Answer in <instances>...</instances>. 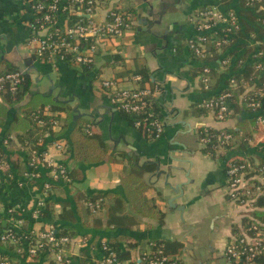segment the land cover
<instances>
[{
	"label": "crops",
	"instance_id": "crops-1",
	"mask_svg": "<svg viewBox=\"0 0 264 264\" xmlns=\"http://www.w3.org/2000/svg\"><path fill=\"white\" fill-rule=\"evenodd\" d=\"M107 1L114 7L135 13L132 27L121 38L110 40L96 57L93 69L83 74L61 61L37 59L29 45V0H0V61L29 75L31 93L49 95L67 104L73 122L79 118L89 121L92 132L100 134L109 154L123 153L133 164L153 165V170L145 172L142 180L149 188L147 199L163 211L161 220L143 218L137 228L115 232L85 228L78 222V236L70 252L72 263L85 264L86 260L100 258V243L123 234L137 244L131 252L132 259L148 250L147 241L159 239L168 249L165 254L179 259L180 264H240L228 261L225 251L233 230L241 223L243 211L225 195V161L204 153L197 135L199 137L201 128L238 130L239 124H245L254 115L242 108L222 122H217L210 112L193 115L209 94L221 91L225 79L218 82L216 90L204 91L195 75L201 64L189 48V41L198 35L191 22L192 14L209 0ZM102 14L100 10L98 16ZM255 36L238 38L224 55L229 54L232 66L245 57L237 73H243L252 64L247 47L264 43ZM142 69L151 73L153 89L159 90L154 98L160 103L164 116L162 135L154 142L146 141L121 118L99 85L102 79H111L116 88L132 89L136 83L134 76ZM18 108H9L0 124V146L4 144V135ZM15 135L12 132L9 139L14 141ZM250 135L256 142L264 140V134L254 130ZM67 136L68 133L64 138ZM52 139L47 136L46 142ZM14 142L10 163L0 167L1 172L9 171L7 177L0 178V207L12 209L15 219L21 221V228H33L36 220L32 217V209L38 200L47 198L46 190L56 202V214L61 211L62 203L73 210L79 203L75 201L77 193L122 194L119 179L129 171L125 160L110 161L107 157L97 164L79 165L80 179L69 186L61 179H50L43 164L37 166L34 176H29L30 152H20L19 145ZM49 156L63 163L67 170L73 166L72 161L54 150L49 149ZM257 160L251 161L256 165ZM9 225V217H1V227ZM23 263L47 264V261L26 258Z\"/></svg>",
	"mask_w": 264,
	"mask_h": 264
},
{
	"label": "trees",
	"instance_id": "trees-1",
	"mask_svg": "<svg viewBox=\"0 0 264 264\" xmlns=\"http://www.w3.org/2000/svg\"><path fill=\"white\" fill-rule=\"evenodd\" d=\"M261 4L263 10L258 14H255V12L245 7V0H209L208 3L197 9L200 10L206 7L217 6L223 14L232 13L238 25L237 29L230 33L224 31L225 27L223 25H217L213 29L203 32L202 36L206 39V56L204 59H199L191 51L197 63L201 64L195 75L198 77L201 75L206 76L202 70L203 68L209 70L206 77L209 79L210 90H216L218 82L225 77L222 80L223 88L221 91L215 95L209 94L207 98L217 97L223 93L229 94V97L225 100L226 105L229 107L226 119L234 116L241 110L240 108L254 115L245 124H239L238 130H216L211 128H201L199 130L200 138L205 136L210 139L206 147L203 148L204 153L220 161H225V165L229 161L232 163L248 162L251 164L253 163L251 160L256 158L258 159V165L264 166V140L256 142L250 135L253 130L259 134H264V98L258 99L254 97V92L257 89L264 91V78L263 76L262 78H258L260 71L254 69L258 63L264 65V59L258 57V53H264V43L258 47H247V55H251L252 64L245 69V73H237L236 71V69L243 65L245 57H242L239 62H236L232 66L229 54L224 56L238 38H245L246 35L255 34L258 37L255 36L256 39L264 41V27L256 22L258 17H264V1ZM116 9L120 12L123 11L119 7H116ZM125 12L131 19L134 18L135 13L133 11L126 10ZM71 19L74 20L76 17L74 16ZM225 40L227 44L222 43ZM216 42H220V45L217 46ZM223 56L222 61H228L226 65H223L222 61L219 64L217 63ZM69 65L83 74H88L94 67V65ZM9 73H18L19 81L13 86V89H11L10 84L7 82L2 84L0 90V124H2L9 108L16 106H19V108L4 135L6 144L0 146V167L3 164L7 165L8 162L10 163V157L13 154L11 151L14 149L13 142L15 140L14 143L19 145L20 152H31L32 150H41L42 152L44 146L56 141L63 146L61 156L73 162V166L67 170L66 179L69 181L63 180L69 186L74 181L80 179L79 165L97 164L107 157L110 161L117 159L127 161L129 171L119 179L122 194L95 192L90 195H84L77 193L75 195V201L79 203H76V207L70 210L67 203H62L61 211L57 214L54 211L56 202L50 198V191L46 190L48 192L47 198L42 200L43 208L39 211L38 220L35 221L33 228L27 230L22 227L15 234L18 240L15 244L0 242V256L4 261L9 264H24L23 262L28 256L27 248L32 245H37V234L44 232L48 227H52L57 238H67L69 240V243L63 246V249L69 254L78 236L76 228L78 222H81L85 228H92L104 232H115L119 230L131 231L142 223L141 219L143 218L158 222L161 220L163 211L158 205L151 203L147 199V191L149 188L142 180L145 172L153 170V165L133 164L131 159L123 153L113 152L109 154L108 148L101 139L100 134L92 132L89 121L79 118L73 122L72 111L67 104L49 95L31 93V79L29 75L18 71L4 61H0V77ZM136 76H139L140 80L135 81L136 83L133 84L134 89H153L154 83L151 82V73L147 69L139 70ZM95 79L98 80L97 78ZM230 80L235 81L234 86L229 85ZM99 85L105 95L107 91L101 86V81ZM243 85L247 87L254 86V90L242 96L244 93ZM27 97L28 100L25 101ZM251 99H258L261 102L262 109L259 115H255L247 107V103ZM145 100L147 101V105L143 112L129 113L120 110L118 113L146 141L154 142L153 130L150 128L148 121L156 118L163 123L164 116L160 103L154 97H148ZM195 111V113L193 112L195 116L209 113V111L201 108H197ZM149 114L152 115V118L148 117ZM258 117H260L261 121H258ZM146 118L147 120L145 121ZM136 123L138 125L135 127ZM12 132L16 133L14 141L9 139V135ZM67 133V138H64ZM220 133H226L231 136L228 142L222 146H219L216 139V136ZM47 136L53 138L50 143L46 142ZM254 154L258 155V158ZM39 161L40 159L37 158L35 163ZM8 172L0 171V178L4 179L7 177ZM79 205L81 211H79ZM95 206H97L96 209ZM253 206L254 209L251 212L242 214L241 223L233 230L232 238H239L244 234L253 236L255 233H259L261 237H264V195L256 198ZM253 225L256 226V230L247 231ZM2 229L4 228L1 227L0 222V230ZM105 242L115 252L118 260L123 262L132 261L131 263H135L131 257V252L137 248V244L132 242L128 236L117 234L107 238ZM145 246H148L150 250L159 248L164 253L168 252L165 242L159 239L149 240ZM47 248V246L38 248L35 255L29 258L33 260L44 259L47 261V264H56L53 255L46 251L48 250ZM19 249L22 252H17ZM88 263L89 261L86 260L85 264ZM61 264L73 263L69 260L63 261ZM253 264H264V253L256 255L253 258Z\"/></svg>",
	"mask_w": 264,
	"mask_h": 264
},
{
	"label": "built area",
	"instance_id": "built-area-1",
	"mask_svg": "<svg viewBox=\"0 0 264 264\" xmlns=\"http://www.w3.org/2000/svg\"><path fill=\"white\" fill-rule=\"evenodd\" d=\"M263 1L245 0V7L258 14L263 10L261 6ZM100 10L103 12L101 17L98 16ZM27 11L30 16L28 28L31 32L29 45L37 59L44 62L61 61L77 66L94 65L96 57L107 43L112 39L121 38L132 27L129 15L117 10L107 0H29ZM74 16L76 19L72 20L71 18ZM191 22L195 25L198 35L189 41V48L199 59H204L206 56V39L202 36L203 32L209 31L217 25H223L224 31L227 33L236 30L238 27L235 16L232 13H221L217 6L197 10L192 15ZM256 22L264 27V17H258ZM222 43L227 44V41ZM216 45L219 46L220 42H216ZM258 57L264 59V53H258ZM227 63V60L222 61L223 65ZM254 69L260 71L258 78H262V76L264 78V65L258 63ZM202 72L207 76L209 70L203 68ZM206 76H199L204 91L210 89L209 79ZM139 80V76L134 77V81ZM18 81V73L2 76L0 77V90L4 82L9 83L13 89ZM229 85L234 86L235 81L230 80ZM101 86L107 91L105 95L109 103L117 111L129 113L143 112L147 105L145 99L154 97L159 91L158 88L142 90L116 88L115 81L111 79H102ZM254 86L243 85L244 93L242 96L254 90ZM228 97V93H223L217 97L207 98L198 105V108L209 111L217 122H222L226 120V115L229 112V107L225 103ZM254 97L263 99L264 91L257 89L254 92ZM258 99H251L247 103V107L255 115H259L262 109ZM148 117L152 118V115L149 114ZM258 121H261L260 117H258ZM148 123L153 130V139H159L163 132V123L156 118L151 119ZM137 125L138 123L135 124V127ZM230 138L231 136L226 133H220L216 136L219 146L227 143ZM199 141L206 147L210 139L204 136L199 137ZM49 149L61 153L63 146L53 141L52 144L44 146L42 152L41 150H32L29 159L31 171L28 175L34 176L33 172L37 166L43 164L48 170L50 179H61L68 182L69 180L66 179L67 167L63 163H57L53 160L49 156ZM37 158L40 161L35 163ZM225 177L227 198L242 209L243 215L251 212L254 209L253 205L256 198L264 195V166L248 162L232 163L229 161L225 167ZM47 187L45 185V188ZM42 200H38L32 209L31 214L35 220H38V213L43 208ZM96 208L97 206H95ZM0 216H8L10 220V225L0 230V242L17 243L15 234L21 229V221L15 219L12 209L0 207ZM250 230L255 231L256 226L253 225L247 229V231ZM67 243H69L67 238H57L52 227H48L44 232L37 234V245L27 248L28 256L26 258L35 255L38 248L47 246L48 250L46 251L53 255L54 262L61 264L63 261L71 260V253L67 254L66 250L63 249ZM100 251L102 253L100 258L90 261L88 264H179L176 258L166 255L159 248L154 250L148 248L147 251L142 252L138 258L133 260L135 263L118 260L115 252L108 247L105 241L100 243ZM17 252H22V250L19 249ZM261 253H264V237H261L259 233H255L253 236L244 234L239 238L231 237L225 251V258L240 264H253V258ZM0 264L9 263L0 256Z\"/></svg>",
	"mask_w": 264,
	"mask_h": 264
},
{
	"label": "rangeland",
	"instance_id": "rangeland-1",
	"mask_svg": "<svg viewBox=\"0 0 264 264\" xmlns=\"http://www.w3.org/2000/svg\"><path fill=\"white\" fill-rule=\"evenodd\" d=\"M120 10H123L122 12H125L126 10L125 9H123V7H121L120 8ZM164 122V121H163ZM197 139H198V142H199V144H200V146H202L203 148L205 147L204 145H202L201 143H200V141H199V137H198V135H197ZM225 195L227 194V189H226V186H225ZM234 205H236L235 203H233ZM237 206V205H236ZM238 207V206H237ZM179 260V259H178Z\"/></svg>",
	"mask_w": 264,
	"mask_h": 264
}]
</instances>
